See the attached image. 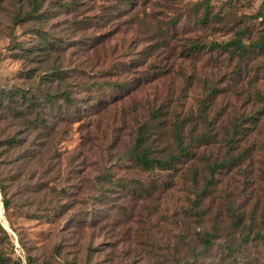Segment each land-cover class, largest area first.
I'll use <instances>...</instances> for the list:
<instances>
[{"label": "rangeland", "instance_id": "rangeland-1", "mask_svg": "<svg viewBox=\"0 0 264 264\" xmlns=\"http://www.w3.org/2000/svg\"><path fill=\"white\" fill-rule=\"evenodd\" d=\"M65 1L45 0L42 20L14 23L28 0H0V84H24L23 73L36 65L26 58L40 41L36 22L51 41L66 43L63 62L83 67L86 83L79 113L68 109L50 136L56 161L32 146L45 141L44 125L13 151L28 154L19 165L55 162L45 179L58 193L45 198L48 212H31L20 186L35 179L14 172L13 181L6 178V264H264V0H89L123 5L109 19L116 27L107 32L105 66L138 58L121 77H107L129 88L102 109L90 106L97 67L88 43L104 29L81 24L101 10L66 9ZM230 40L244 55L235 44L209 47ZM196 44L205 48L196 51ZM6 111L0 139H25L27 117L3 118ZM42 114L53 127L58 114ZM141 130L153 156L176 153L178 140L185 154L165 168H142L128 156ZM215 162L224 163L211 175Z\"/></svg>", "mask_w": 264, "mask_h": 264}, {"label": "trees", "instance_id": "trees-1", "mask_svg": "<svg viewBox=\"0 0 264 264\" xmlns=\"http://www.w3.org/2000/svg\"><path fill=\"white\" fill-rule=\"evenodd\" d=\"M44 1L45 0H28L27 9L21 13V15L19 13L14 16V23L21 20H42L47 14V10L42 9ZM64 4L66 5V9L73 7L79 8L83 4H87L91 7H93V5L98 6L101 10L98 14H91L92 17L88 15L87 19L84 18L86 19L84 20L85 22H81V24L83 26L86 24L90 26L95 25V28L104 29L100 34H97L96 36L93 35V38L88 43V46H92L90 53L93 58V67H97V70L93 71V77L96 79L92 86L88 85V88L91 90L88 96H91L92 94L95 96H93L94 100L90 103V106L94 109H102L105 105L108 106L109 101L119 100L118 98L124 96V93H126L129 88V84H126L124 81L122 82L116 79L109 80L107 77H111V74L113 73L119 74L117 78L121 77L126 71H128V68L126 67L128 62L132 63L133 61H138V58H131L133 60L123 62L122 57H120L118 64H114L111 67L108 66L109 64L105 66L107 57H109V54L111 56V51L107 49V41L109 38L107 32L112 30V27H116V24L109 19L112 13L119 14V12L123 10V5L122 3L113 6L108 3L101 5L96 2H93L90 5L89 0H66ZM34 25H36L35 33L40 41L36 44L37 46L34 45V47L30 49L31 52L27 54L26 58L31 62L35 61L36 65L28 68L23 73L25 74L26 80L24 84H0V112L7 110L6 114H3V118L7 116L10 119H14V117L17 116L27 117L29 123L32 125V128L27 129V137H25V139L20 140L19 138H16L15 134H9L5 138L0 139V194L3 208L6 211L11 207V199L8 194V187L10 184L9 182L6 183V178L7 181H13L15 179L13 172L17 174H28L29 181L35 179L34 184L31 186L28 182L22 183L20 186L22 194L26 195V206L33 207V209L29 211L32 212L35 209L34 211L41 212V210H43L44 212H48V208L51 209V203L48 204L45 198L47 197L49 199L48 202H50L52 198L56 197L58 188L54 181L49 180L48 182L45 177L50 172L56 171V163L52 162L46 166L39 165L37 167L23 164L19 165L16 164V162L21 159H27L28 154L14 157L13 151L15 148L24 144L32 131H39L38 129L44 125L47 128L45 129V141L40 144L34 142L32 146H34L35 149L37 148L38 152H42L53 161H56L59 156V150L57 144L53 142L55 135L52 138H50V136L54 134L57 124L63 122V114L64 116L70 114L68 109L70 110L74 107V111L72 112L79 113V109H76L75 107L78 108L76 103L78 104V95L82 92L80 87H85L86 85L83 81L84 68L81 66L76 67L75 65L66 67L63 62L64 59H62L61 55L64 52L66 43L64 44L62 39L51 41L46 36L45 30L40 24H37L36 22ZM262 43L263 42H257V44ZM232 44H235V47L233 48L234 50L239 54L244 55L245 50L243 47L239 46L240 42L237 40H235V43L232 40L222 43L211 42L209 47L228 51ZM193 48L196 51H199L204 49L205 46L202 44H196ZM36 50L42 53L35 54ZM52 51L56 54L51 59L47 55ZM44 62L45 65L43 64ZM70 73L72 75H70ZM108 91H110L109 94ZM44 110L48 111L49 116H52L55 113L58 114L59 119H55V125H53V127H51L53 123H51V125L50 122L48 123L50 118L43 116L42 111ZM145 135L146 132L142 130L138 132L134 144L132 145L133 147L129 150L128 155L136 164L144 169L150 170L155 167L165 168L176 162L179 156L185 154V149L183 146L179 145L180 143L178 140L176 143L178 144L176 153L162 158L153 156L149 145L146 143ZM11 151L13 155L11 154ZM39 154L40 153H37V156ZM22 163H25V161ZM223 163L224 162L213 163L210 166L211 175H213ZM42 202L47 203L46 206H42L46 207L45 209L40 208ZM210 242V237L203 239L204 245H208ZM0 264H6L5 258L1 254Z\"/></svg>", "mask_w": 264, "mask_h": 264}]
</instances>
